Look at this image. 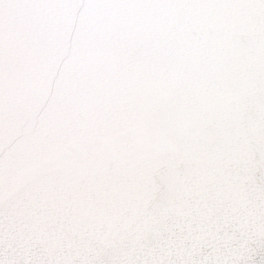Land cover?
<instances>
[{"label": "water", "instance_id": "water-1", "mask_svg": "<svg viewBox=\"0 0 264 264\" xmlns=\"http://www.w3.org/2000/svg\"><path fill=\"white\" fill-rule=\"evenodd\" d=\"M0 33V264H234L264 237V0H33ZM136 5V6H133Z\"/></svg>", "mask_w": 264, "mask_h": 264}, {"label": "snow or ice", "instance_id": "snow-or-ice-1", "mask_svg": "<svg viewBox=\"0 0 264 264\" xmlns=\"http://www.w3.org/2000/svg\"><path fill=\"white\" fill-rule=\"evenodd\" d=\"M35 6L33 0H0V33L13 31L20 27L30 10ZM214 6L259 9L264 14V3L261 5L216 4ZM234 264H264V237L248 243L244 254Z\"/></svg>", "mask_w": 264, "mask_h": 264}]
</instances>
